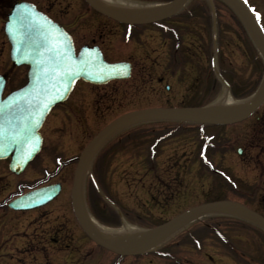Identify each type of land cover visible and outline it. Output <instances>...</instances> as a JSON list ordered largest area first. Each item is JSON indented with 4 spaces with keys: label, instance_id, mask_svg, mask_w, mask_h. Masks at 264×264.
Returning <instances> with one entry per match:
<instances>
[{
    "label": "rangeland",
    "instance_id": "obj_1",
    "mask_svg": "<svg viewBox=\"0 0 264 264\" xmlns=\"http://www.w3.org/2000/svg\"><path fill=\"white\" fill-rule=\"evenodd\" d=\"M120 1L148 9L168 0ZM253 1L247 0L250 5L254 4ZM255 3L264 28V0H256ZM51 8L52 14H63L65 20L72 14L93 15L83 3L79 7L66 8L64 4H56ZM166 21L168 30L164 37L177 35L181 41L179 45H184L185 51L190 42L196 43L198 49L197 52L189 50L184 54L178 53L174 58L175 55L163 46L158 48L157 42L164 37L149 42L147 48H157L152 57L162 68L171 65V56L174 58L173 65H176L179 79H170L166 75L168 90H165V85L140 80L143 61L139 56L143 49L135 41H130L124 47L111 48L115 43L109 41L116 38L107 29L103 31L104 28L94 26L95 22L82 21V27L76 33L80 40L90 36L97 39L103 31L102 48L106 59L130 61L134 69L128 80L109 83L92 91L77 88L84 91L85 98L77 102L79 94L75 91V95L67 100L64 109H68V112L73 110L70 117H62V107L53 110L41 133L48 147L58 145L55 149L59 147L57 157L61 158V163L78 154L98 130L125 112L147 106L212 107L224 96L245 100L257 90L264 76V60L249 30L223 0H188L184 8ZM156 28L141 27L138 30L153 34L150 31ZM141 39L145 38L141 36ZM5 59L7 53L2 55V61ZM215 71L229 84L228 93L217 80ZM16 78L13 77L14 80ZM255 117H259V120ZM125 133H131V141H125L118 148L115 140L105 144L94 163L89 165L83 182L87 213L103 227L147 231L188 208L241 196L262 201L260 208L264 209V104L255 115L229 127L158 121L138 124L122 134ZM128 146L131 149L142 146L145 153H150L147 149L151 146L154 150L151 154L158 158L157 164L143 167L134 161L125 162L127 155H117V152H127ZM237 148L243 150L241 156L236 154ZM47 153L49 157L53 156L49 149ZM103 155L114 160L108 165V162H102ZM75 163L68 166L57 179L65 184L64 201L71 213L69 194ZM53 168L50 165L49 169ZM212 216L195 220L156 249L132 258H118L90 243L81 242L77 247H65L64 253L56 255L55 249L48 247L44 252L48 254V261L41 256L31 259V254L35 253V247H31L23 260L0 261V264H237L235 258L227 253V248L217 243L214 236L202 234L201 229L209 223L206 220L215 218ZM73 225L78 229L75 220ZM235 228L224 229V234L231 238L232 243L225 241L224 245L229 244L231 248L244 253L249 264H264V231L249 227L235 231ZM186 231L188 234H185ZM80 234L83 237V233ZM189 235L199 238L198 244L190 240ZM22 245L18 242V249L12 251L15 254L25 253V245ZM54 255H59L61 261H55Z\"/></svg>",
    "mask_w": 264,
    "mask_h": 264
},
{
    "label": "water",
    "instance_id": "obj_2",
    "mask_svg": "<svg viewBox=\"0 0 264 264\" xmlns=\"http://www.w3.org/2000/svg\"><path fill=\"white\" fill-rule=\"evenodd\" d=\"M95 11L129 25L155 23L181 9L187 0H173L168 5L137 13L117 12L99 0H84ZM249 28L264 60V34L239 0H226ZM6 34L12 45L11 60L29 66L28 83L22 89L0 100V158L12 154L11 171L20 173L39 150L38 130L50 109L63 102L79 79L102 85L112 80L127 79L130 65L109 64L97 48H81L75 56L70 37L57 24L28 4L14 7L8 16ZM225 88L228 85L219 77ZM0 79V96L3 89ZM1 99V98H0ZM264 102V78L245 108L218 111L213 108H155L125 114L100 131L78 158L74 172L71 203L77 222L86 236L98 246L118 256H134L151 250L184 225L214 213L228 214L248 221L264 230V218L245 206L231 201L199 205L186 210L161 226L151 229L139 239L115 244L99 235L89 222L82 198V177L97 149L112 135L125 127L149 121H177L210 125H230L249 117ZM241 154L240 150H237ZM58 185L37 190L17 199L16 208H31L52 199Z\"/></svg>",
    "mask_w": 264,
    "mask_h": 264
},
{
    "label": "flooded vegetation",
    "instance_id": "obj_3",
    "mask_svg": "<svg viewBox=\"0 0 264 264\" xmlns=\"http://www.w3.org/2000/svg\"><path fill=\"white\" fill-rule=\"evenodd\" d=\"M255 1L256 0H254L253 3L257 7ZM21 3H26L34 6L37 11L41 12L53 22L61 26L71 36L75 52H78L82 47L97 46L104 55L102 43H104L103 31H105L106 29L108 30V32H110L111 36L116 38L115 41H109L111 44L115 43L111 48L124 47L125 45L129 44L130 41H135V44H137L139 47H142L143 49V53L139 56V58H141V60L143 61V64L141 63L140 66L139 73L140 80L143 83H156L158 85L167 86L166 75H169L170 79H179L176 65H173L174 58L177 57V54H184L189 50L194 52L198 51L196 47L197 44L194 42H190V45H187L185 51L183 49L184 45H179L181 41L177 35H173L174 37L172 38L169 36L164 37L163 35H165L168 30L167 25L165 24L167 23L166 19L146 26H128L126 24L116 22L94 11L84 0H0V77L5 80L4 90L1 96L2 98L6 97L12 91L18 89L20 86H23L27 81L28 68L24 66H14L9 57L11 45L5 34V23L7 21L8 14L10 13L14 5ZM82 3L88 10L93 12V15L72 14L68 20H65V16L63 14H52L53 9L51 8V6H54L56 4H64L67 8L75 6L79 7ZM82 21L88 23L95 22L94 26L98 27L99 29H101L102 27L104 28V30L101 31L100 34H98L97 39H95L93 36H90L81 38L80 40L76 33L79 28L82 27ZM151 26L157 27L155 30L150 31V33L153 34H145V32H147L146 30H138L141 27L148 29ZM141 36H143L145 39L142 40ZM190 36L193 37V33H191ZM162 37H164V39L157 42L158 48L160 49L163 46L162 48H166L167 50H169V52H171L173 56L175 55L174 58H172L171 56V65H164L166 67L163 68L161 65H158V61L156 60V58L152 57V54L156 52L157 48H147L150 46V41L152 42ZM79 42L81 45L79 44ZM4 53H7V59L2 61V55H4ZM104 58L106 59L105 55ZM122 61L125 60H116L109 62ZM125 62H129L131 64L133 72V63H131L130 61ZM21 69H23L24 71H21ZM15 76L17 78L14 80L13 77ZM115 82L119 81H113L110 83ZM79 87L83 88L84 91L87 90V88L92 91L93 89L99 88L101 86H94L82 80L77 81L75 88L69 95V98L71 96H74V92L76 91V94H79V96L76 98L77 102H82V100H84L85 98L84 91L76 90ZM66 103L67 101L60 106L63 108V111L61 112L62 117H70V115L73 113V110H69L68 112V109H64ZM75 106L78 105L75 104ZM152 107L158 108L167 106H147L143 108ZM255 119L259 120V117H255ZM41 135L42 143L39 153L23 168L20 174L16 175L10 171L9 165L12 162L10 157L0 159V261L19 262L23 260V257L26 256L25 254L30 252L31 247H35V253L31 254L30 256L31 259L32 257L37 258V256H41L42 259L45 258V260L48 261V254L44 253L45 249H47L48 247L54 248L55 250L53 251L56 252V255L59 252L64 253L65 247L69 249L70 246L77 247L79 244H81V242L87 244L90 243V245L92 244L93 246H95L89 239L85 237V235H83V237L81 236L80 233L82 231L80 230L78 225V229H76L73 225V220H75L74 215L69 211V208L65 205L64 201L65 184L62 181L57 180L59 177H61V174L65 172L68 166L74 164L76 156L80 153L84 146L81 147L78 154H76L74 157L64 163H61V158L57 157L59 154V147L57 148V150L55 149L58 145L52 144L51 147H48V144L46 143L42 133ZM130 138L131 133L117 135L114 138L115 146L117 148L122 146V144H125V141L129 140ZM48 149L53 153L52 157H49L47 153ZM126 150L130 154V156L127 152H117V155L122 153L127 155V157H125V162L134 161L136 164L143 167L154 166L157 164V156H153L152 152L145 153L144 149H142V146H138V148L136 147L132 149L128 146ZM147 150L150 151V146ZM62 154L63 152L60 151V155ZM102 160V162H108L109 165L110 162L114 160V158H106L105 155H103ZM50 165L54 166V168L49 169ZM34 175L36 176V178ZM54 184L59 185L58 194L44 205L27 210H15L11 206L12 201L19 198L20 196L33 190L44 188ZM66 224L70 225L71 228L69 229ZM18 242H21L23 245H25V253L15 254L12 251L18 249L16 247ZM55 255V261H61L59 255L56 257ZM19 256H21L22 259ZM238 256L245 257V254H238ZM63 260L64 259H62V261Z\"/></svg>",
    "mask_w": 264,
    "mask_h": 264
},
{
    "label": "bare ground",
    "instance_id": "obj_4",
    "mask_svg": "<svg viewBox=\"0 0 264 264\" xmlns=\"http://www.w3.org/2000/svg\"><path fill=\"white\" fill-rule=\"evenodd\" d=\"M99 1L106 4L110 8L116 10L117 12H123V13H133V12L137 13L139 11H142L143 9H146L147 11L148 9L151 10L157 7H161L159 5H156L153 6L152 8L147 9V8L135 7L129 4H125L120 0H99ZM250 100L251 98L245 100H235L229 96H224V98L216 102V104L212 108L218 111L235 112L245 108L246 105L250 102ZM88 217L91 226L99 235L118 245L135 241L147 233V231H139L130 228H124L121 230L108 229L100 225L92 217L90 216Z\"/></svg>",
    "mask_w": 264,
    "mask_h": 264
},
{
    "label": "trees",
    "instance_id": "obj_5",
    "mask_svg": "<svg viewBox=\"0 0 264 264\" xmlns=\"http://www.w3.org/2000/svg\"><path fill=\"white\" fill-rule=\"evenodd\" d=\"M239 97H241V96H239ZM237 198H238V200L242 201L243 203H246V204H248L254 208L256 207L255 209H258V211H261V208L259 207V203L250 201L246 196H241V197H237ZM206 222H209V223H206V226H203V228L201 229L202 234L206 233V234H208V236H212V237L214 236L215 241H217V243H220L223 246H225L224 243L222 244V242H224L223 240L228 241V239H229V236L224 234L225 228L229 229L233 226L234 227L236 226L238 229L235 228V231L239 230V228L242 230H246L247 227L255 228V227H252L251 225H249L243 221H240L238 219L231 218V217L211 218V219L206 220ZM256 230H258V229H256ZM258 231L260 232V230H258ZM189 238L194 239L193 236H191V235H189ZM197 239H199V238H197ZM225 247H227V246H225Z\"/></svg>",
    "mask_w": 264,
    "mask_h": 264
}]
</instances>
